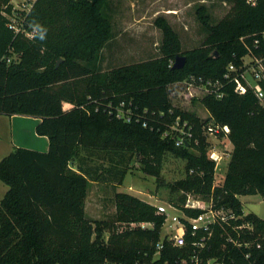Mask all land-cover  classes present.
Wrapping results in <instances>:
<instances>
[{
  "label": "trees",
  "instance_id": "obj_1",
  "mask_svg": "<svg viewBox=\"0 0 264 264\" xmlns=\"http://www.w3.org/2000/svg\"><path fill=\"white\" fill-rule=\"evenodd\" d=\"M107 2L37 0L17 33L4 15L12 13L11 0H0V116L38 119L36 134L49 140L47 153L16 148L0 161V181L8 187L0 208V264H106L111 254L93 242L85 213L91 172L72 169L83 151L129 154V162L137 157L144 172L158 180L166 154L185 159L189 172L202 177L181 187L213 200L231 219L230 225L214 226L212 235L200 231L193 237L189 228L184 247L165 242L156 258L165 217L155 205L119 193L109 239L110 246L120 249L112 257L118 264H245L249 252L252 262L264 264V220L253 213L244 216L239 199L264 195V111L252 91L239 95L236 85L224 79L230 64L240 69L246 58L264 60V0L256 5L234 0L229 15L216 25L201 7L198 17L209 36L205 48L186 53L167 20L159 18L164 57L103 71L96 66L114 36ZM34 23L47 29L45 39L30 27ZM178 56L187 59L182 70L171 64ZM192 77L222 81L224 97L202 98L210 119L191 116L193 143L177 147L163 137L175 121L170 87ZM123 103L130 121L117 116ZM67 105L72 108L66 110ZM210 120L227 128L234 146L230 172L214 198L215 163L202 133ZM121 175L123 181L127 171ZM221 194L224 199L218 201L215 196ZM187 214L195 218L201 211ZM248 225L253 232L237 230ZM258 242L260 250L238 246Z\"/></svg>",
  "mask_w": 264,
  "mask_h": 264
},
{
  "label": "rangeland",
  "instance_id": "obj_2",
  "mask_svg": "<svg viewBox=\"0 0 264 264\" xmlns=\"http://www.w3.org/2000/svg\"><path fill=\"white\" fill-rule=\"evenodd\" d=\"M11 2L14 11L23 3L22 0H11ZM233 6L234 0H108L106 15L114 25V36L102 51L96 67L103 71H109L122 66L156 61L164 57V33L156 26V21L159 18H165L176 32L182 53L203 49L209 33L200 22L198 10L201 7L207 8L212 24L216 25L229 15ZM15 60L18 61V58L16 57ZM249 61L247 59L246 63ZM171 64L174 65L175 61H171ZM252 77V75H248V78L254 82ZM191 82L192 80L189 78L183 83L170 87L175 122L179 120L190 122L191 116L198 117L203 122L210 119L209 112L201 103L205 96L204 88H190ZM191 93L192 96H190ZM65 108L67 109V106ZM260 109L264 111V105H260ZM1 128L3 138L0 142V161L15 150L11 135L5 131L7 127L3 125ZM18 131L16 142L29 146L27 148L36 147L26 143L31 134L36 137V127L32 122H29L27 126L26 124L22 125V128L20 126ZM203 137L207 142V152L210 149L209 139L211 143L218 144L221 149H229L232 154L234 150L232 142L224 140V144H222L213 137ZM190 152L196 154L192 148ZM130 156L127 154L123 158L114 153L83 151L81 158L72 164V169L80 168L91 172L85 213L93 227V242L99 247H104L111 254L108 256L106 264H118L112 257L116 256L120 249L109 245L110 226L115 221L117 214L115 204L117 194H130L155 206L172 205L180 208L186 204L189 196L203 198L195 191L186 190L180 185L192 177H202L201 174L193 170L189 172L187 160L170 153L166 154L162 176L158 180L144 172L137 157L129 162ZM231 160L232 155L229 158H224L220 165H215L212 198H214L215 190L223 188L230 172ZM123 171H127V175L122 181L121 172ZM7 191L8 187L0 181V208ZM215 197L218 201L224 199L222 194ZM239 199L243 203L244 216L253 213L264 220V195L241 196ZM227 220L231 223L230 218ZM138 227V225L131 226L132 229ZM121 229H125V227H121ZM167 229H169V225L166 224L162 231V237Z\"/></svg>",
  "mask_w": 264,
  "mask_h": 264
},
{
  "label": "built area",
  "instance_id": "obj_3",
  "mask_svg": "<svg viewBox=\"0 0 264 264\" xmlns=\"http://www.w3.org/2000/svg\"><path fill=\"white\" fill-rule=\"evenodd\" d=\"M22 1V5L19 6L16 11L13 10L11 14H4L9 20L10 28L17 33L22 31L27 16L31 13L35 3L37 2V0ZM247 2L251 5H256V0H247ZM247 59L250 60L248 63H246ZM248 75L253 76L252 78L254 82L248 78ZM224 79L236 85V92L239 95H245L250 90L255 94L260 104L264 105V60H253L251 58H246L244 66L240 69L235 64H230L227 68ZM191 80L192 82L190 83V88L198 89L203 87L205 90V95L214 94L218 99H222L224 97V93L221 92V89L223 88L222 81H209L205 83L202 78L196 79L194 77H192ZM192 95L193 94L191 93L190 96ZM125 106L126 105L124 103L121 105L117 116L118 118L124 117L130 121L128 113L123 111ZM171 114H174V112L171 111ZM144 126L147 127V124ZM192 131L193 126L189 121H174L173 125L171 126V130L166 132L163 137L170 138L175 141L177 147L189 146L193 143ZM202 133L205 137L207 136L208 138H215L218 143L224 144V140H227L229 143H231L227 128L217 124L214 120H210L208 123L203 125ZM208 142L210 143L208 157L215 163L216 166L220 165L224 158L231 157L232 154L230 153L229 149H221L218 144L211 143L209 139ZM195 143L196 145L199 144L198 141H195ZM156 207L158 209V214L165 217V225H169V229H167L165 235L162 237V242L157 247V254L155 256L156 258L159 257L162 250L164 249L165 242H169L175 247H184L186 245V238L189 228L192 236L196 237L197 233L200 231H204L209 235H212L213 228L217 224L230 225V221L227 220L229 213H227V211L223 208L218 209L213 200L209 202L198 197L189 196L186 204L181 208L172 205L167 207ZM187 211H201V214L198 217L191 218L188 216ZM232 219L236 220L237 218L233 217ZM245 229L249 232L254 231L251 225L238 227L237 230L243 231ZM229 242H233L232 239H229ZM195 246L204 247L202 243H197ZM238 246L240 248L244 247L248 251H250L253 247H256L258 250L262 249V244L260 242L252 244H239ZM252 258V253L249 252L246 254L248 263L245 264H255L251 261Z\"/></svg>",
  "mask_w": 264,
  "mask_h": 264
},
{
  "label": "crops",
  "instance_id": "obj_4",
  "mask_svg": "<svg viewBox=\"0 0 264 264\" xmlns=\"http://www.w3.org/2000/svg\"><path fill=\"white\" fill-rule=\"evenodd\" d=\"M71 108H72L71 105H67V109L66 108L65 109L70 110ZM29 122H32V124H34L35 127H37L40 121L35 118L24 117V116H14L12 118L6 117V116H0V142H1V139L3 138L1 127L5 125L7 127L5 128V131H7V133L11 135L13 147L15 149L24 148V149L34 150V151H38L42 153H47L49 151V140L46 137H40L37 134L35 135L36 137H34L31 134L30 138L26 140V143L36 146L32 148H27L29 146H24L16 142L15 139L18 136V132L20 131V130L18 131V129L20 128V126L22 128V125L26 124L27 126Z\"/></svg>",
  "mask_w": 264,
  "mask_h": 264
},
{
  "label": "water",
  "instance_id": "obj_5",
  "mask_svg": "<svg viewBox=\"0 0 264 264\" xmlns=\"http://www.w3.org/2000/svg\"><path fill=\"white\" fill-rule=\"evenodd\" d=\"M217 59H219V56L217 57ZM63 62V60H60L58 65H57V68H59L60 64ZM186 63H187V59L186 57L184 56H178L175 60V64L173 66V69L174 70H182L185 68L186 66Z\"/></svg>",
  "mask_w": 264,
  "mask_h": 264
},
{
  "label": "clouds",
  "instance_id": "obj_6",
  "mask_svg": "<svg viewBox=\"0 0 264 264\" xmlns=\"http://www.w3.org/2000/svg\"><path fill=\"white\" fill-rule=\"evenodd\" d=\"M30 27L33 28V31L38 35V37L41 40L45 39L46 32H47L46 28H44L43 26H41L38 23H34V24L30 25Z\"/></svg>",
  "mask_w": 264,
  "mask_h": 264
}]
</instances>
